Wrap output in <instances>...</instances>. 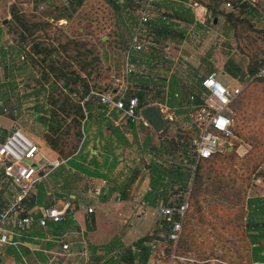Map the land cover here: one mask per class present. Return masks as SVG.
<instances>
[{
    "label": "rangeland",
    "instance_id": "374dc122",
    "mask_svg": "<svg viewBox=\"0 0 264 264\" xmlns=\"http://www.w3.org/2000/svg\"><path fill=\"white\" fill-rule=\"evenodd\" d=\"M71 1L74 0H0V23L4 25L0 39V144L9 130L19 127L35 142H51L62 157H68L80 146L83 138L79 133L80 122L83 123L85 118L77 120L75 112L67 115L62 102L68 101L69 96L74 103L82 104L80 99L90 87H113L114 76L123 77L128 41L137 24L134 23L138 21L139 7L116 9L104 0H84L72 12L71 7L68 10ZM249 1L251 5L242 10H234V0L227 8L222 3L216 24L215 14L211 11L215 18L209 19L211 29L191 30L186 35L176 31L171 33L173 46L168 49L161 46L151 53L158 57L154 66L150 65L147 54L137 61L136 71L130 76V93L145 90L147 99L160 106L171 97L172 84L179 79L178 104L173 107L178 112L188 103L187 97L199 91V73L209 68L208 63L212 59L225 67L220 68L218 74V80L224 85L232 88L239 85V81L243 82V79L237 80L236 75L243 76L250 70V65L264 61V0ZM232 11L235 17L230 21L226 13ZM167 20L160 23V18L156 17L151 23L160 30ZM151 23L149 21L144 32L147 39L153 26ZM157 34L160 42L161 35L158 31ZM178 38L183 42L179 43ZM43 47L46 49L39 52ZM2 48L7 51L6 55ZM20 48H23L21 53L18 52ZM183 52L199 61V72L186 60ZM162 59L167 60L162 62ZM135 77H144L146 86L137 83ZM68 81L78 91L77 94L68 89ZM90 101H93L94 111L103 108L97 99ZM234 107L239 136L235 140L237 150L232 155L224 154L197 162L188 153L193 131L186 111L178 112L180 115L174 122L176 127L172 134L168 130L162 133L168 134L163 148L165 155L156 159L159 158L171 173L168 196L176 202L188 195L190 197L185 227L177 245L168 240V226L159 212L145 216L144 208H134L122 201L125 197L133 198V186L137 185L138 190L142 182L129 180L112 181V187H117H110L119 189L120 196L114 198V206L109 211L96 209L87 215L85 238L89 250L93 245L109 243L112 248L110 255L130 264L123 257L131 251L136 255L135 264H138L140 250L137 241L148 235L151 245L148 261L154 264H246L251 245L244 231L245 200L247 196L264 194V80L247 84ZM54 111L59 112V117L54 118ZM122 117L127 123L128 119L123 114ZM44 118L50 122L46 124ZM57 120L61 126L55 133L50 125ZM83 151L89 153L87 147ZM38 162L32 163L37 167ZM200 163L212 178H204L199 194L201 202L198 203L193 182ZM3 168L0 161V171ZM216 168L225 171L222 180L215 178ZM59 169L53 175L58 174ZM51 175L45 181L50 190L58 188ZM71 177L77 179L75 182L82 202L87 206L95 203L94 187L89 192L91 186L87 180L76 175ZM67 184L68 181L64 183ZM141 186L143 192L145 185ZM12 189L0 178V207L7 202ZM54 197L53 194L48 195L47 202L53 203ZM211 205H220L221 210H228L229 218H221L218 207L213 209ZM96 213L102 217L101 230L105 236L101 239L93 233L97 227ZM178 245L180 254L173 257ZM186 247L191 248L186 250ZM19 249L21 253L16 256L9 254L7 247L0 246V264H23V258L32 264L37 251H28L25 246ZM98 255L92 254L93 264L101 262ZM117 260L113 258L112 264ZM82 261L79 256H74L63 264H82Z\"/></svg>",
    "mask_w": 264,
    "mask_h": 264
},
{
    "label": "built area",
    "instance_id": "2783aa9c",
    "mask_svg": "<svg viewBox=\"0 0 264 264\" xmlns=\"http://www.w3.org/2000/svg\"><path fill=\"white\" fill-rule=\"evenodd\" d=\"M156 2L157 0H136L139 17L128 41L123 77L114 76L115 85L111 88L102 91L92 88L82 104L97 97L101 104L120 110L132 122L151 126L150 121L143 114L138 96L130 93V76L137 67L135 61L132 60V55L153 44L144 32L152 18ZM224 4L229 7L232 2L226 0ZM254 77L264 78V65L251 79ZM238 79L242 77L239 75ZM239 82L237 86L228 87L218 80V72L212 71L202 79L200 92L190 95L186 108L193 134L190 138L188 153L197 162L228 151L230 147L237 150L235 140L238 137L235 132L234 105L248 81L244 79L243 82ZM159 105L158 108L163 117L166 120H172L173 116L169 113L170 107L166 103ZM37 160L39 162L36 167L32 162ZM0 161L4 166L0 171V178L13 187L7 202L0 207V246L24 244V238L33 231L36 225L47 228L50 224L60 223L68 217L71 208L68 200L59 205H44L36 208H30L28 204L45 167H59L64 160L49 159L32 137L23 129L16 127L9 131L0 144ZM107 185L108 181L104 180L103 187ZM97 191H101V188ZM189 198L188 195L181 201L170 200L158 206L160 215L165 222L169 223L167 238L175 245L183 231L184 220L190 206ZM87 211L94 212V205H89ZM46 239L59 241V248L54 251L45 250L47 259L38 260L36 264H53L59 258L66 259L74 253L83 259L82 264H93L92 252L83 234L79 239L81 248L77 252H74L73 243L68 240L67 233L49 235ZM173 257H176L175 254ZM117 258L115 257V260ZM26 263L29 264L27 261ZM99 264L105 263L100 262ZM116 264L126 263L117 260Z\"/></svg>",
    "mask_w": 264,
    "mask_h": 264
},
{
    "label": "crops",
    "instance_id": "0c3cea01",
    "mask_svg": "<svg viewBox=\"0 0 264 264\" xmlns=\"http://www.w3.org/2000/svg\"><path fill=\"white\" fill-rule=\"evenodd\" d=\"M159 1L161 2V4ZM223 7L227 8L224 3ZM177 9H181V13H179H183L185 15L184 18L178 17L176 12ZM156 17L160 18V23L164 22L163 19L168 20L166 22V26L164 28H160V30H158L157 25L151 24L153 26L148 33V36L153 44L149 47H146V49L149 50L151 48L150 53L156 50L155 48H159L161 46H164L166 49L172 47L173 45L170 41L169 36L171 35V33L176 31L177 33L186 35L191 30H208L212 28L209 19H218V17L215 15L214 18L212 16V13L208 12V10H206V8L200 3L187 1L181 2V0H157L150 21L152 22V20H154V18ZM216 22L217 21H214V24H216ZM157 31L161 35L160 42L157 41L159 37ZM181 39H183V37ZM181 39H179V43L183 42ZM183 53L186 60H188L191 66L198 71L199 61L187 56L185 52ZM149 58L151 66H154L158 61V57L153 54H151ZM166 60L167 59H162V62ZM212 60L213 61L208 63L209 68L205 70V72L199 73L201 80L212 71H217L219 74L220 68H225L220 62H217L214 59ZM135 63L138 64V62L136 61ZM239 75L240 74L236 75L237 80ZM176 81L177 83H181L179 79H177ZM92 88L94 87H90L88 89V92L86 91V94H88ZM176 94L178 95V93ZM187 101H189V97H187ZM178 112L177 109L170 108L169 113L171 114V116H173V119H165L166 126L164 128L165 130H168V133L172 134V132L175 130L176 123L174 122L176 121V119H178V115H180V113ZM91 115V118L88 119L89 122L87 125L86 133L80 141V145L84 140L89 141L85 146V148L87 147V149H89V151L91 152L89 156H87L86 153L83 152L84 157L82 155H78V157L69 154L68 157L64 158L61 156L57 147L53 146L51 142H46L43 144L36 142L49 159L64 160V163L59 167H56V169L45 167V169L43 170L44 178L47 180L50 174L57 170V168L64 167L66 171L70 172L71 176L76 175L80 179L87 180V183L89 184V186H91V188H89V192L92 191L94 187L96 197L95 203L91 205H94L95 210L97 209L100 211H109L111 209V206H114V198L120 196L119 189H112L114 187H117L116 185L112 187V181L127 182L129 180H135L138 181V183L142 181L141 185H145L144 191L141 192V185L138 190L136 189L137 185H134V193L132 194L133 198L125 197L122 199V201H124V203H127L128 206L130 205L134 208H144V212H146L145 216L159 212L158 206L162 202L168 203L171 200L169 197L170 195L168 196L167 193V196L169 198L166 196L168 200L165 201V196L158 195V197L154 200L153 198L148 197V193L150 190H152L151 178L154 176V166L156 164H158L160 167L165 166V164L162 161L158 160L159 158L156 159V157H162L163 155H165L163 148L166 142L165 138L168 136V134L164 133L163 135V132H158L152 126H145L143 124H136L135 128L131 129L127 126V123L123 121L122 112L118 109H111L106 107L105 109H100V111L91 110ZM87 116L88 113L86 115V118ZM109 123H111L112 127ZM93 146H95L96 149H94ZM93 154L95 155L96 164L92 162V160H94ZM72 161L84 163L85 165L90 166L92 169H95L98 172V176H88L83 172L77 171L76 168L71 165ZM162 177H165L166 180L170 179L168 175ZM75 180L77 179H72V177L68 178V184L66 185L68 192L53 189L51 186L50 188L52 189L48 191L49 195L53 194L55 196L51 205H59L64 202L62 199H57V196L54 194L55 191L66 192L70 195L68 197V201H70L71 203V208L68 217L60 223L50 224V226L47 228L36 225L33 231L24 238L25 243L17 245L19 247H27L28 251H37L36 257L33 262H37L38 260H46L47 254L45 250L54 251L59 248V243L46 239L49 235L53 236L55 234L67 233L68 240L73 243L72 246L74 252L79 251V249L81 248V244L79 243L80 237L77 236V234L82 233L85 237V219L87 218V215L91 213L87 211L88 206L82 202L83 198L77 187L78 183L75 182ZM104 180L108 181L107 187H103ZM99 188H101V191H97ZM263 195L264 194L260 196ZM95 218L97 227L94 228L93 233H97L96 238L98 239L104 238L105 233H103L101 230L102 217L101 215L98 216L96 213ZM67 221L68 224L66 225V227H64L63 224H66ZM86 241L88 240L86 239ZM74 256H76L75 253L66 259L59 258L58 260H56V262L57 264H59V262L60 264H63L67 262L69 258H72ZM113 257L115 259V257L117 256L114 255ZM23 260L25 261L26 259L23 258Z\"/></svg>",
    "mask_w": 264,
    "mask_h": 264
},
{
    "label": "trees",
    "instance_id": "16d2710c",
    "mask_svg": "<svg viewBox=\"0 0 264 264\" xmlns=\"http://www.w3.org/2000/svg\"><path fill=\"white\" fill-rule=\"evenodd\" d=\"M108 3H110L112 6H114L116 9H121V8H125L126 6H134L137 5L136 0H104ZM187 1V0H182V2ZM198 2L201 5H203L206 10H208V12H211L215 14V16H217L218 11H219V6L224 3L226 0H209V2H206L205 0H192V2ZM84 0H74L70 2V5L68 6V10H70L72 8V12L73 10H77L79 8V6L81 4H83ZM234 10H238L239 8L242 10L248 6L251 5V2L249 0H234ZM71 7V8H69ZM178 17L180 18H184L185 15L181 13V9H177L176 10ZM180 12V13H179ZM183 12V11H182ZM228 19L232 20L235 17V13L234 11L226 13ZM165 22V19H163ZM230 20V21H231ZM138 21H136L134 24H136ZM151 23V21H150ZM154 24V23H151ZM166 26V25H165ZM27 29V27H26ZM4 32V25L0 23V39L3 35ZM3 50V54L6 55L7 51L2 48ZM46 49V47L40 48V51H44ZM151 49V48H150ZM23 51V48H20L18 50L19 53H21ZM149 57L151 54L149 53V49H143L141 51L135 52L132 55V60L133 61H139V59H142L143 55H146ZM264 65V61H259V64H252L250 65V70L244 74L242 77V79H246L248 81V85L264 80L263 77H254L253 79H251L255 73ZM84 78V77H83ZM81 77V80H84ZM134 78V76L132 77ZM137 83H139L142 86H146L147 84V80L144 77H135ZM202 82V80H201ZM201 82H200V86H201ZM176 85V86H175ZM68 89L73 92V93H78V91L74 88L71 87L70 82L68 81L67 85ZM111 85H100L99 87H94L95 89L102 91L104 89H108L110 88ZM172 91L170 92L171 97L166 99V104L170 107H176L178 104V98L176 97V93H178V91L180 90L179 88V83L176 82V80L173 82L172 84ZM201 90V87L199 89V91L197 93H199ZM243 92V91H242ZM132 94L137 95L139 98V104L141 108H145L147 106L153 105L149 99H147L146 94H145V90H135L132 92ZM86 97V93L85 95L80 99L81 102L84 100V98ZM199 97V96H198ZM197 97V98H198ZM97 99L99 101V104H101L100 99L99 98H94ZM91 100V99H90ZM85 101V103L79 104V103H74L73 100L68 96V101L64 100L62 102V105L64 108V110H66V114H72L71 112H75V114L77 115V120H80V117H84L85 120L82 122H80V130L79 133L81 134V136L84 137L86 130H87V121L90 118L91 115V110H93L92 108V103L93 101ZM199 100V98H198ZM80 102V103H81ZM103 107L102 109H105L106 106H104L103 104H101ZM156 105V104H154ZM235 108V107H234ZM88 111V112H87ZM180 112H187V108L185 107H180L179 108ZM86 112L88 113V116L86 118ZM54 118H56V116L59 117V112L58 111H54ZM92 116V115H91ZM44 122L46 124H48L50 122V119L48 118H44L43 119ZM110 126L112 127L111 123H109ZM51 128L54 130L55 133H57L60 129L61 126V122L59 120L56 121V123H51ZM127 126L130 127L131 129H134L136 126V123L132 122L130 119H128L127 122ZM165 129L163 128L162 130L158 131V132H163ZM157 131V130H156ZM235 132L238 135V131L235 127ZM239 136V135H238ZM86 144V140L83 141V143L77 148L75 149V151H73V153H71L73 156H83L84 157V148ZM188 148H189V144H188ZM236 151L233 150L231 152L229 151H224L221 153H218L216 155H214L211 158H207V159H202L201 161H207V160H211L215 157L221 156V155H232L234 154ZM91 154V152L89 151V153H87L86 155L89 156ZM257 155V154H256ZM78 156V157H79ZM93 158L94 160H92L93 163L96 164L95 162V155L93 154ZM200 161V162H201ZM94 164V165H95ZM71 165L73 167L76 168L77 171L79 172H83L88 176H98V172L95 169H92L90 166L85 165L84 163H80V162H75L72 161ZM154 170V176L151 178V188L152 190L149 191L148 193V197L153 198L154 200L158 197V195H162L165 196V201H167L168 199L166 198L168 190H169V186L170 184H172L171 181H168L165 179V177L163 178L162 176L168 175L170 177V171L164 167H160L158 164H156L153 168ZM57 171V170H56ZM67 172V173H66ZM209 172V171H208ZM205 172V169L203 168V166L201 165V163L199 164L196 173H195V177H194V182L193 185L195 186L194 188V193L196 195V202L200 203L201 202V198L200 195L202 192V185L204 183V178H212V176L208 173ZM54 172H52V182L54 183V185H56L58 188H55L57 190H62V191H67V186L64 185L65 182L68 181V178L71 177L70 172L66 171L64 167L60 168L58 170V174L53 175ZM208 173V175H207ZM214 173H215V178H218L219 180H222V177L225 175V171L223 169H214ZM173 180V179H172ZM46 179L44 178V174L42 175L39 183L37 184V187L35 189V192L32 193L30 199L28 200V204L30 208H34V207H38V206H44V205H51V203L47 202V197H48V191L50 190L49 187L46 184ZM187 184V182L185 183V185ZM52 187V186H51ZM57 199H62L63 201L68 200V198L63 199V198H59L57 197ZM71 199V198H70ZM216 204V203H215ZM213 209H216L219 212H221V218H229V211L227 210H221V208L219 207L220 205H211ZM245 210H246V214H245V227H244V231H245V236L248 238V242L251 245L250 247V254H249V258H248V262L246 264H264V196H260V195H256V196H247L246 200H245ZM189 211V210H188ZM70 214V213H69ZM188 215V213H187ZM187 215L185 217L184 220V225H183V230L185 227V221L187 218ZM168 226L167 229V233L169 231V223L165 222ZM63 224V223H62ZM68 224V221L66 224H63L64 227H66V225ZM183 232V231H182ZM182 236V233H181ZM181 236L180 239L181 240ZM187 236H184V240L182 241L185 244V238ZM183 238V237H182ZM150 237L148 235H145L144 237H141L138 241H137V247L139 248L138 250H140V254H139V263L138 264H149L148 259L149 256L151 254V245L149 244ZM56 243H59V241H57ZM121 246H123L121 244ZM5 247H7V251L9 254H15L16 256L19 255L20 251V247L17 245H6ZM191 247H186V250H189ZM110 251H112L111 248V244L107 243L104 245H93L91 252L92 254H99L98 258L101 261H104L106 264H112L114 263L113 261V256L110 255ZM101 252V253H98ZM178 252V253H177ZM175 256L177 257V254H180V249H179V245L175 251ZM135 254L133 252H129L128 256H124V260L127 261L130 264H135ZM44 258V257H43ZM37 262H33L32 264H36ZM23 264H27L26 261H23Z\"/></svg>",
    "mask_w": 264,
    "mask_h": 264
},
{
    "label": "water",
    "instance_id": "95a60500",
    "mask_svg": "<svg viewBox=\"0 0 264 264\" xmlns=\"http://www.w3.org/2000/svg\"><path fill=\"white\" fill-rule=\"evenodd\" d=\"M217 21V19H215ZM144 116L150 121L151 126L157 130L160 131L166 126V120L163 117L162 113L160 112V109L157 105H150L143 109ZM229 152L233 151V147H230L228 150ZM57 197L66 199L70 195L66 192L62 191H55L54 193Z\"/></svg>",
    "mask_w": 264,
    "mask_h": 264
}]
</instances>
